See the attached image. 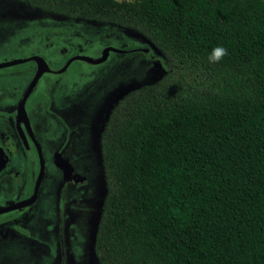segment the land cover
<instances>
[{"label": "trees", "instance_id": "trees-1", "mask_svg": "<svg viewBox=\"0 0 264 264\" xmlns=\"http://www.w3.org/2000/svg\"><path fill=\"white\" fill-rule=\"evenodd\" d=\"M14 1L133 30L162 58L100 132L98 263L264 264V0Z\"/></svg>", "mask_w": 264, "mask_h": 264}, {"label": "flooded vegetation", "instance_id": "flooded-vegetation-1", "mask_svg": "<svg viewBox=\"0 0 264 264\" xmlns=\"http://www.w3.org/2000/svg\"><path fill=\"white\" fill-rule=\"evenodd\" d=\"M6 16L11 20L15 19L21 21L22 26H24V22H31V24H33L32 26L35 28L37 25H40L39 23L37 24V22L43 19H53L78 24H107L115 27L129 38H132V42L135 40L134 37L138 38L136 39L138 40L137 42L134 41L136 43L135 45H130L129 43L118 45H113L109 42L103 43L99 49H96L94 54L86 53L79 43L73 41H65V43L58 44V42L54 40L43 43L39 40L36 46L28 45L31 43L29 41L21 42L18 45L16 44L17 46H13L14 51L24 49V47L27 46L30 47H27L22 54L11 53L12 55L10 54L9 57L0 59L1 62L37 55L45 61L49 68V71L43 72L39 76L34 88L27 94L23 101L25 117L32 139L28 135L24 122L17 115V103L21 99L27 83L33 76L36 68L35 61L29 59L20 63L0 67V148L5 154V162L0 169V207L16 203L31 195L33 182L38 170L39 159L35 143L39 149L43 165V175L33 199L29 203L0 212V243H6L14 237L18 238L23 234H29L24 223H26L32 208L41 197V194H43V184L46 178H48L55 190V192H53L55 196L54 200L57 202V217L49 228L52 236L51 245L54 246L52 250L58 253L59 264H65L66 256L68 258L71 257L67 253L68 236L71 234L68 224L71 220L62 217V215L68 213L67 204L75 201L72 197V195L75 194L79 196L81 200L84 199V206H86L84 210L86 212L84 238L80 244L77 257L79 259V264H91L84 250L88 227L87 216L91 210V202L95 193L94 167L92 162L94 154L91 148V140L93 128L96 126L99 117L103 97H99L95 99V101H90V97L82 91L72 94L70 105L67 107L66 111L62 112L59 118L55 110H44L41 106V102H44L48 97L46 93L48 89H41L38 97H33L32 93L35 92L37 83L40 79H43V82L46 84L45 86L55 84L57 82V77L64 74L72 61L77 60L89 64L81 59H72L68 62L66 67L56 72L55 70L60 69L69 58L80 54L97 56L99 51L105 46H112L122 50H109L106 59L110 53L121 55L137 52L148 57L155 63V61H159V55H153V51L147 47V39L142 35L133 30L111 23L67 17L37 8H31L18 1L0 0V19ZM34 32L33 30L32 33ZM37 35L38 30L36 32V36ZM133 35L135 36L133 37ZM106 59L103 62H105ZM58 119H61L66 127H75L74 135L78 140V144L83 145L84 150L73 149L69 142L70 139L60 140L58 143H54L52 136L54 130L60 125V123H57ZM41 132L43 134H41ZM71 158L80 161V168H83L81 166L83 158H89L91 163L88 164V167L83 168L81 172H78ZM57 159L65 160L69 164L71 169L70 173L65 174L62 169L57 166ZM79 189H81L80 192ZM48 193L49 192H47V194ZM67 197L71 198L66 202L64 199ZM61 200H64L63 207L59 204ZM56 243H58V247L54 249Z\"/></svg>", "mask_w": 264, "mask_h": 264}, {"label": "rangeland", "instance_id": "rangeland-1", "mask_svg": "<svg viewBox=\"0 0 264 264\" xmlns=\"http://www.w3.org/2000/svg\"><path fill=\"white\" fill-rule=\"evenodd\" d=\"M38 23L40 25H37L35 28L31 22H24V26H22L19 20H11L8 16L1 18L0 59L9 57L11 53L22 54L30 46L18 49L17 51H14L13 46L28 41L31 42L28 45L34 46L37 45L39 40L42 43L54 40L58 44L65 43V41H73L79 43L88 54H94L96 49H99L103 43L109 42L113 45L129 43L130 45H135V42L138 41L136 40L138 38L134 37L135 35H133L135 42H132V38L107 24H78L53 19H43ZM36 29L38 30L37 36ZM33 30L35 31L34 33H32ZM147 47L150 48L148 44ZM151 50L153 51V49ZM153 55H159V61H155L154 63L148 57L137 52L121 55L110 53L105 62L98 63L97 65H89L77 60L72 61L64 74L57 77L55 84L45 86L46 84L43 82V79H40L32 96L38 97L41 89H48L46 93L49 98L47 97L44 102H41V106L44 110H55L60 118L62 112L66 111L70 105L72 94L79 91L87 94L90 97V101H95L99 97H103L104 99L110 91L119 87L127 88L135 86L138 83L156 80L163 69V63L159 52L153 51ZM57 123H60V125L54 130L52 136L54 143L70 139L69 142L73 149L84 150L83 145L78 144V140L74 135L75 127H66L61 119H58ZM41 134L43 133L41 132ZM45 145L48 146L47 144ZM71 160L78 172H81L83 168L88 167V164L91 163L89 158H83L81 161L83 168H80L79 160L77 161L73 158ZM42 191L43 194H41V197L32 208L26 223H24L29 234H23L18 238L14 237L6 243H0V264H59L58 253L52 250L54 246L51 245L52 236L49 229L57 217V202L54 200L55 196L53 192L55 190L48 178H46L43 184ZM47 192L49 193L47 194ZM95 195L96 193H94V198L91 202V210L88 213L87 221H89V217L93 212ZM72 197L75 201L67 204L68 213L62 215V217L71 220L68 224L71 234L68 236L67 247V253L71 257H65V264H79L77 253L83 241L85 229L86 212L84 210L86 206H84V199L81 200L75 194ZM70 198L67 197L64 200L67 202ZM64 200H61L59 203L62 207ZM57 247L58 243H56L54 249ZM84 250L89 260L86 243Z\"/></svg>", "mask_w": 264, "mask_h": 264}, {"label": "water", "instance_id": "water-1", "mask_svg": "<svg viewBox=\"0 0 264 264\" xmlns=\"http://www.w3.org/2000/svg\"><path fill=\"white\" fill-rule=\"evenodd\" d=\"M147 44L150 46L151 49H153V51H155L156 53L159 52L156 49V47L152 43H150L148 40H147ZM109 50L122 51V50L115 48V47H112V46H105L104 48H102L99 51V54L97 56H90V55H85V54L73 56V57L69 58L63 64V66L60 69H57L55 71L56 72L61 71L64 67H66L68 62L71 61L72 59H81V60H83L89 64L102 63L106 59ZM29 59H32L35 61L36 68H35V71L33 73V76L31 77V79L27 83V85H26V87L22 93L21 99L17 103V115L24 122L25 128L28 132V135L32 138V135H31L30 130L28 128L27 120L25 117V112H24V108H23V101H24L25 97L27 96V94L34 88L35 83H36L37 79L39 78V76L43 72L49 71V68H48L47 64L45 63V61L40 56H37V55L26 57V58L13 59V60H9V61H2V62H0V67L12 65L15 63H20V62H23V61H26ZM163 71H164V69H162L161 73H163ZM161 73H160V75H161ZM147 83H151V82H147ZM142 84H146V83H138L135 86L127 87V88L119 87L117 89L110 91L106 95V97H104V99H103V102H102L101 108H100V112H99V117L97 120V124L93 128L91 148H92L93 154H94L92 162H93V167H94V182H95L94 185H95L96 195H95V200L93 203L94 205H93L92 215H90L89 221H87L88 227H87V237H86V246H87L88 255H89L88 257H89L91 264H97L98 263V261L95 257L93 245H94L97 223H98L99 217H100L101 206H102L103 198H104L105 191H106L103 169L101 166L100 145H99L100 132L103 128V124H104V122L108 116V113H109L112 105L114 103H116L117 100L119 98H121L127 91L134 89V88H137ZM35 145H36V150H37L39 159H38V170H37L34 182H33L31 195L29 197L21 200V201L16 202V203H13V204H10V205L4 206V207H0V212L6 211L8 209H12L13 207L18 206V205H23V204L29 203L33 199L35 191L37 190V187H38L39 182H40L42 175H43L42 160H41V157L39 154V149L37 147V144L35 143ZM4 162H5V154L3 153V151L0 148V169L2 168ZM56 164H57V166H59L62 169V171L65 174L70 173V171H71L70 166L65 160H58L57 159Z\"/></svg>", "mask_w": 264, "mask_h": 264}, {"label": "clouds", "instance_id": "clouds-1", "mask_svg": "<svg viewBox=\"0 0 264 264\" xmlns=\"http://www.w3.org/2000/svg\"><path fill=\"white\" fill-rule=\"evenodd\" d=\"M117 3H121L122 0H116ZM129 3L132 2V0H128ZM227 50L221 46V45H217L215 47H213L211 49V52L208 56V60L211 63H218L219 61H221L226 55H227Z\"/></svg>", "mask_w": 264, "mask_h": 264}]
</instances>
